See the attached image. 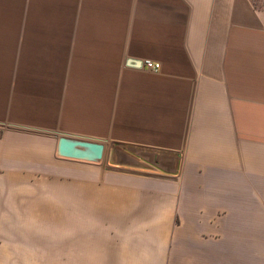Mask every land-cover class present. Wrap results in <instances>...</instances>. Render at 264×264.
<instances>
[{"label": "crops", "instance_id": "crops-1", "mask_svg": "<svg viewBox=\"0 0 264 264\" xmlns=\"http://www.w3.org/2000/svg\"><path fill=\"white\" fill-rule=\"evenodd\" d=\"M0 264H264V0H0Z\"/></svg>", "mask_w": 264, "mask_h": 264}, {"label": "built area", "instance_id": "built-area-1", "mask_svg": "<svg viewBox=\"0 0 264 264\" xmlns=\"http://www.w3.org/2000/svg\"><path fill=\"white\" fill-rule=\"evenodd\" d=\"M142 66L152 72H158L159 70V64L156 62H152L151 60H143Z\"/></svg>", "mask_w": 264, "mask_h": 264}, {"label": "water", "instance_id": "water-1", "mask_svg": "<svg viewBox=\"0 0 264 264\" xmlns=\"http://www.w3.org/2000/svg\"><path fill=\"white\" fill-rule=\"evenodd\" d=\"M93 148L95 156L99 158L101 155L102 146H93Z\"/></svg>", "mask_w": 264, "mask_h": 264}]
</instances>
